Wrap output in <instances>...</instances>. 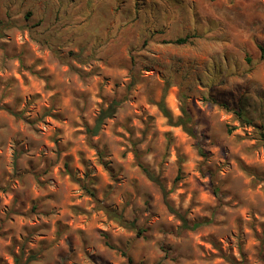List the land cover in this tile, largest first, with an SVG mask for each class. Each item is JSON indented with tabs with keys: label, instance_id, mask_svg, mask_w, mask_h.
<instances>
[{
	"label": "rangeland",
	"instance_id": "rangeland-1",
	"mask_svg": "<svg viewBox=\"0 0 264 264\" xmlns=\"http://www.w3.org/2000/svg\"><path fill=\"white\" fill-rule=\"evenodd\" d=\"M262 47L264 0H0V264H264Z\"/></svg>",
	"mask_w": 264,
	"mask_h": 264
},
{
	"label": "trees",
	"instance_id": "trees-1",
	"mask_svg": "<svg viewBox=\"0 0 264 264\" xmlns=\"http://www.w3.org/2000/svg\"><path fill=\"white\" fill-rule=\"evenodd\" d=\"M192 37H185V38H178L176 40L170 41L169 43L174 44V45H186L188 43H190ZM262 52L264 53V47L261 48ZM167 93V89L164 90L163 93V97L161 98V100L157 103V106L159 108V110L162 112V114L164 115V117L168 120L169 124L171 126H175V127H181L189 136L193 137V138H197V133H196V129L195 126L193 124V118L191 113L187 110L186 107L182 108V116L177 118V120H175V118L173 117L172 113L168 110V108L166 107L165 104V96ZM119 103H115L113 105H111L107 110H102L100 115L98 116L95 126L93 127V129H89L88 132L92 135H98V133L101 131L102 126L104 125L105 121L107 119H110L114 116V114L117 111V107H118ZM258 140L264 144V133L262 131H260L258 133ZM201 153H203V151H200ZM138 166L141 169L142 173L153 183H155L156 185H158L163 193L165 198H167V193H166V189L165 186L163 184V182L161 181V179L156 175V173L150 169V167H148L147 165H145L143 162H138ZM246 172H251L250 170L246 169ZM252 173V172H251ZM168 209L171 212H175V209L168 203ZM110 213L114 216V218L119 221V223L125 225L126 227H131V228H135L134 226V222L130 223L124 220L122 215H118L115 212H111ZM183 220V229L185 230H196L199 229L200 227H202L203 225H207L205 223L207 222H195L193 224H190L187 222V220L185 218H182ZM109 247L111 248H115L112 244H107ZM123 255L127 258V262L128 264H135L132 257L128 256V254L123 251ZM15 264H23L22 263V258L18 255H15Z\"/></svg>",
	"mask_w": 264,
	"mask_h": 264
}]
</instances>
